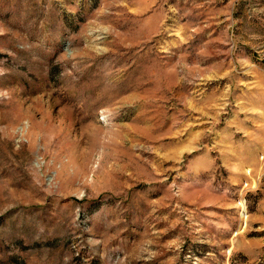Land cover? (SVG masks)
<instances>
[{"label":"rangeland","instance_id":"1","mask_svg":"<svg viewBox=\"0 0 264 264\" xmlns=\"http://www.w3.org/2000/svg\"><path fill=\"white\" fill-rule=\"evenodd\" d=\"M0 264H264V0H0Z\"/></svg>","mask_w":264,"mask_h":264}]
</instances>
